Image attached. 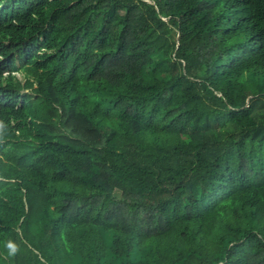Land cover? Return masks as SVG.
I'll return each mask as SVG.
<instances>
[{
	"label": "trees",
	"instance_id": "obj_1",
	"mask_svg": "<svg viewBox=\"0 0 264 264\" xmlns=\"http://www.w3.org/2000/svg\"><path fill=\"white\" fill-rule=\"evenodd\" d=\"M0 264H264V0H0Z\"/></svg>",
	"mask_w": 264,
	"mask_h": 264
}]
</instances>
